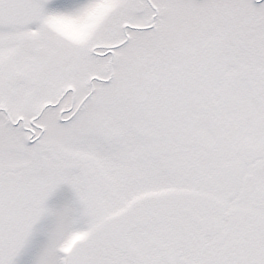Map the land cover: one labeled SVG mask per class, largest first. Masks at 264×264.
Returning <instances> with one entry per match:
<instances>
[{"label":"snow or ice","instance_id":"obj_1","mask_svg":"<svg viewBox=\"0 0 264 264\" xmlns=\"http://www.w3.org/2000/svg\"><path fill=\"white\" fill-rule=\"evenodd\" d=\"M0 264H264V0H0Z\"/></svg>","mask_w":264,"mask_h":264},{"label":"rangeland","instance_id":"obj_2","mask_svg":"<svg viewBox=\"0 0 264 264\" xmlns=\"http://www.w3.org/2000/svg\"><path fill=\"white\" fill-rule=\"evenodd\" d=\"M71 199V193L67 188L61 189L52 199L50 203L59 204L62 202H66Z\"/></svg>","mask_w":264,"mask_h":264}]
</instances>
